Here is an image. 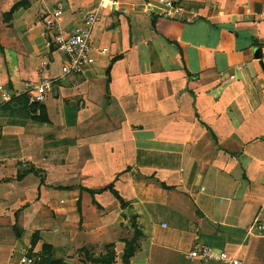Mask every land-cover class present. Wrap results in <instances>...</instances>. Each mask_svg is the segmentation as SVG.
Listing matches in <instances>:
<instances>
[{
    "label": "crops",
    "instance_id": "crops-1",
    "mask_svg": "<svg viewBox=\"0 0 264 264\" xmlns=\"http://www.w3.org/2000/svg\"><path fill=\"white\" fill-rule=\"evenodd\" d=\"M167 1L191 21L164 16ZM95 4L0 0V264L121 252L131 218L128 264H203L199 246L264 264V0H105L91 41L106 53L61 78L43 19L60 9L68 31ZM41 78L53 91L32 117L5 115ZM109 186L125 209L80 191Z\"/></svg>",
    "mask_w": 264,
    "mask_h": 264
},
{
    "label": "built area",
    "instance_id": "built-area-1",
    "mask_svg": "<svg viewBox=\"0 0 264 264\" xmlns=\"http://www.w3.org/2000/svg\"><path fill=\"white\" fill-rule=\"evenodd\" d=\"M105 0H96V4L82 20L72 29L66 31L60 27L59 18L61 10L57 9L46 15L43 19L45 46L48 50L56 52L63 57V64L60 69L61 78L77 77L84 73L94 64L96 55H104L105 49L97 48L91 41V32L94 24L99 18V11ZM164 16H180L183 18L184 11L181 6L167 1L164 2ZM185 22L191 21V17L183 18ZM47 64L43 63L44 70ZM54 79L41 78L36 82H25L21 93L27 99V107L30 112L45 103L48 96L52 94ZM1 90V89H0ZM189 258L200 263L215 261L220 264H240L239 261L228 257L225 253H215L207 246L196 247L190 252ZM39 257H22L19 264H37Z\"/></svg>",
    "mask_w": 264,
    "mask_h": 264
},
{
    "label": "rangeland",
    "instance_id": "rangeland-1",
    "mask_svg": "<svg viewBox=\"0 0 264 264\" xmlns=\"http://www.w3.org/2000/svg\"><path fill=\"white\" fill-rule=\"evenodd\" d=\"M24 100V102H23ZM25 106L26 109L25 110ZM5 115L12 117L13 114H17L18 116H26V114H30V111L27 107V99L24 96L23 99L17 101L15 100L14 102H11L8 106H6L5 111H4ZM31 116V114H30ZM27 117V116H26ZM27 169V168H25ZM25 170L22 169V172H24ZM40 179H43L45 177L39 175ZM73 199L72 198H68L65 197V192H64V204L67 202H71ZM79 206V205H78ZM75 213L79 212L76 211V209L74 208ZM55 210H50L47 212L46 216L48 217V219L50 218H54L55 215ZM73 213V216L74 214ZM131 222V227L130 228H122V238H121V245H122V250L121 252H117V250H115L114 246H108L104 249H102V253H97V252H86V251H79V253L76 254L75 257H72V259H74L73 261H63V260H56V255H53V253H51L50 249L48 247H44V249L42 250L41 254H31L28 253V256L30 255L31 257L35 256V257H40L41 255L46 256V262L45 263H41V264H124L123 262V256L125 253H127V251H130V249H132L133 247H137V245L139 244V236H137V232L136 230L132 229V224H134V220L131 218L130 219ZM78 226L80 228L81 226V220L79 219V223ZM38 234L34 233L32 236L30 235V240H35L37 239ZM120 259V260H119ZM39 264V263H37Z\"/></svg>",
    "mask_w": 264,
    "mask_h": 264
},
{
    "label": "trees",
    "instance_id": "trees-1",
    "mask_svg": "<svg viewBox=\"0 0 264 264\" xmlns=\"http://www.w3.org/2000/svg\"><path fill=\"white\" fill-rule=\"evenodd\" d=\"M152 26H153V23H152ZM187 75V74H186ZM187 77H189V75H187ZM23 95H20V96H18V98H16V99H13L11 102H13V101H15V100H17V101H19V100H21V99H23ZM23 102H24V100H23ZM25 110H27L26 109V106H25ZM42 111V110H41ZM41 111H39V115H40V117L38 118L39 120H42V112ZM32 113V112H31ZM17 114H13L12 116H16ZM30 116V114L28 113V114H26V116ZM32 117V116H31ZM25 118H27V117H25ZM27 174H33L34 176H36L37 178H40V177H38L39 175V171H36V170H34V169H30V170H28V171H24V172H22V173H20V175H18V177L16 178V180H21L24 176H26ZM41 180V179H40ZM43 184V182L41 181L40 182V185H42ZM80 191L81 192H85V193H87V194H89L92 198L95 196V195H98V194H101L102 192H104V191H108V192H110V194L119 202V204H120V206H121V208L122 209H125L126 207H125V204L123 203V201H122V199L118 196V194L112 189V186H109V187H106V188H104V189H101V190H90V189H86V188H80ZM92 202H94L93 200H92ZM132 229H134V230H136V231H138L137 230V228H136V226H135V224H132ZM137 236H139V239H140V241H139V244H140V242H141V240H142V234L138 231L137 232ZM139 244L137 245V247H133L132 249H130V251H127V253H125L124 254V256H123V262H124V264H128V261H129V259L133 256V254H134V252L136 251V250H138L139 249ZM39 264H41V263H45L46 262V258H45V256L44 255H41L40 257H39Z\"/></svg>",
    "mask_w": 264,
    "mask_h": 264
}]
</instances>
